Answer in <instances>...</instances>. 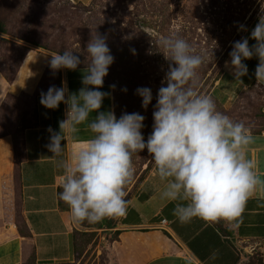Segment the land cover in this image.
<instances>
[{
    "label": "clouds",
    "instance_id": "obj_1",
    "mask_svg": "<svg viewBox=\"0 0 264 264\" xmlns=\"http://www.w3.org/2000/svg\"><path fill=\"white\" fill-rule=\"evenodd\" d=\"M239 30L247 29L240 25ZM249 38L256 41L251 47ZM249 38L233 43L225 67L241 81L248 75L243 61L257 57L255 78L264 85V9ZM159 45L170 63L162 82L167 86L157 93L153 129L147 140L142 134L145 117L140 113L125 112L117 119L112 111H99L109 96L100 89L114 63L104 35L95 32L87 44L89 62L82 76L83 87L77 93L69 92L66 81L61 87L50 86L46 93L41 92L40 104L46 109L55 110L62 103L67 106L66 118L59 121L60 131L47 129L50 142L45 147L53 157H60L66 137L78 132V126L97 113L88 123L91 138L57 162L62 170L58 198L70 209L74 225L126 215L125 186L135 173L132 157L145 149L155 164L156 175L164 182L160 198L176 202L173 214L182 224L199 218L209 223L224 222L231 230L247 200L264 185L247 155L253 143L250 129L218 111L210 96L195 90L197 70L206 56L197 54L177 34L162 36ZM50 55L53 72L75 71L82 63L72 51ZM136 95L147 109L153 100L151 89L137 88Z\"/></svg>",
    "mask_w": 264,
    "mask_h": 264
},
{
    "label": "rangeland",
    "instance_id": "obj_2",
    "mask_svg": "<svg viewBox=\"0 0 264 264\" xmlns=\"http://www.w3.org/2000/svg\"><path fill=\"white\" fill-rule=\"evenodd\" d=\"M262 9L264 0H0V25L4 29L0 31V70L11 83L14 82L12 95L17 96L4 102L0 136H16L14 149L16 147L19 158L22 152L20 126L26 122L21 115L17 117L23 102L18 96L19 90L34 91L37 84L41 85L39 90L56 86L53 82L59 80L60 70L53 72L49 66L45 68L40 64L41 56L48 52L72 51L82 61L79 66H87L86 47L95 32L106 36L114 57L104 82L116 86L113 89L116 117L119 119L125 112L143 115L145 140L153 129L158 90L167 86L162 82L170 62L161 53L159 40L173 34L184 38L197 54L206 56L197 70V93L210 96L217 110L233 121L243 122L252 132H262L264 85L253 83L232 93L218 85L227 69L225 61L230 60L233 43L248 37ZM240 25L247 30H239ZM44 81L47 84L43 85ZM228 84L232 87L233 82L229 80ZM140 87L150 88L153 94L147 109L142 107V98L136 95ZM0 157L8 155L0 152ZM132 163L135 173L125 186L127 201L136 197L148 183L152 182L150 187L156 186L157 181L156 174H152L156 167L147 149L133 155ZM15 168L11 172L14 181ZM13 210L24 233L17 203ZM118 220V217L105 218L95 224L85 221L80 227L82 232L74 256L66 262L50 264H118L111 242L120 232L114 233L106 225V221ZM263 259L257 252L245 264H264ZM23 264L39 263L31 255Z\"/></svg>",
    "mask_w": 264,
    "mask_h": 264
},
{
    "label": "crops",
    "instance_id": "obj_3",
    "mask_svg": "<svg viewBox=\"0 0 264 264\" xmlns=\"http://www.w3.org/2000/svg\"><path fill=\"white\" fill-rule=\"evenodd\" d=\"M255 43L249 38L250 47ZM48 54L41 56L40 64L45 68L51 59ZM250 60L243 62L247 65ZM86 67L78 66L75 71L61 69L59 80L53 83L61 87L62 81H66L69 92L77 93L83 87ZM255 69V66L248 69V75L240 81L235 80L227 68L218 85L231 93L241 87L246 89L257 83ZM229 80L233 82L232 87L226 85ZM40 86L37 84L34 91L21 88L18 92L23 102L17 117L21 115L26 119L20 126L22 152L19 158L16 147L14 149L16 136H0V152L8 155L0 157V264H23L31 255L39 264L66 262L74 256L82 232L81 224L71 223L70 209L58 198L62 191V170L57 162L91 138L93 134L88 123L97 113H92L88 121L79 125L78 132L69 134L62 142V155L53 157L45 147L50 142L47 129L60 131L59 121L66 118L67 106L62 103L55 110L43 107L40 95L47 90H39ZM110 86L104 82L100 89L109 96L103 100L99 111H112L116 115L114 91ZM13 87L14 82L11 83L0 70V113L6 100L17 97L12 95ZM26 103L30 104L27 108ZM250 132L253 143L248 146L247 155L254 164L256 175L264 181V130ZM13 165L16 166L15 181L11 174ZM155 176L156 186L150 187L152 182L148 183L136 197L130 198L126 215L118 217L114 226L108 227L114 233L120 232L111 242L118 264H245L257 252L264 258V195L261 194L264 185L258 186L257 194L247 200L235 220V227L229 230L224 222L209 223L199 218L180 223L173 214L176 202L160 198L164 182ZM16 203L25 226L24 233L14 216Z\"/></svg>",
    "mask_w": 264,
    "mask_h": 264
},
{
    "label": "trees",
    "instance_id": "obj_4",
    "mask_svg": "<svg viewBox=\"0 0 264 264\" xmlns=\"http://www.w3.org/2000/svg\"><path fill=\"white\" fill-rule=\"evenodd\" d=\"M258 23V22H257ZM256 23V24H257ZM255 27V26H254ZM254 29V28H253ZM252 29V30H253ZM0 31L1 32H4V29H3V26L2 25H0ZM251 33V32H250ZM250 33H249V35H248V37L250 36ZM247 37V38H248ZM257 59V60H256ZM256 59L255 58H252L251 60H250V62L247 64V67H248V69L249 70H252V67H254L255 66V68L257 67V65H258V58L256 57ZM253 73L255 74V70L253 71ZM142 199H146V197H142ZM107 223H106V225L108 226V227H112V226H114L113 224V222L112 221H106ZM102 224V223H101Z\"/></svg>",
    "mask_w": 264,
    "mask_h": 264
}]
</instances>
